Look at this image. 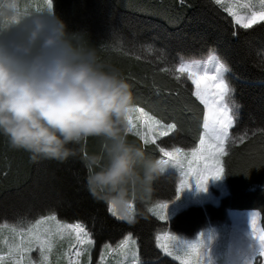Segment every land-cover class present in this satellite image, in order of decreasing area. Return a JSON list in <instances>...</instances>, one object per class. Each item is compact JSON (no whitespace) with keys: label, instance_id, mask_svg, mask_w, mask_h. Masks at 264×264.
<instances>
[{"label":"trees","instance_id":"trees-1","mask_svg":"<svg viewBox=\"0 0 264 264\" xmlns=\"http://www.w3.org/2000/svg\"><path fill=\"white\" fill-rule=\"evenodd\" d=\"M53 7L69 27L87 30L101 61L120 69L131 84L134 104L178 125V131L145 147L152 158H158L161 147L193 148L202 131L204 108L192 95L193 87L162 69L175 66L180 57L215 53L229 69L232 96L240 105L222 159L228 193L217 206L191 205L162 222L145 210L152 201L174 197L175 173H162L151 192L133 200L130 223L109 214L108 202L87 186L88 157L102 151L101 138L90 136L72 145L77 155L63 162H34L0 135V223L24 225L54 213L66 222H82L95 249L129 233L137 243L139 264H178L156 249L154 233L166 229L191 236L206 222L225 219L227 209L257 210L264 229V21L245 29L213 0H53ZM127 138L143 145L133 133ZM253 264L264 261L256 258Z\"/></svg>","mask_w":264,"mask_h":264},{"label":"clouds","instance_id":"clouds-1","mask_svg":"<svg viewBox=\"0 0 264 264\" xmlns=\"http://www.w3.org/2000/svg\"><path fill=\"white\" fill-rule=\"evenodd\" d=\"M0 0V135L34 162H63L86 137L102 139L88 157L90 192L120 211L151 192L162 160L127 138L131 84L55 13L52 0Z\"/></svg>","mask_w":264,"mask_h":264},{"label":"snow or ice","instance_id":"snow-or-ice-1","mask_svg":"<svg viewBox=\"0 0 264 264\" xmlns=\"http://www.w3.org/2000/svg\"><path fill=\"white\" fill-rule=\"evenodd\" d=\"M216 5L224 8L234 19L235 23L242 25L245 29L260 21H264V0H214ZM184 3V0H181ZM53 4V0H52ZM148 51H153V46H147ZM163 59V58H161ZM164 72L171 73L177 81L190 80L194 85L192 95L203 105V121L202 131L199 139V146L191 149V155L205 162V170L196 172L195 182L201 188L204 187L209 177L220 178L225 168L219 165L220 157L225 153V144L231 138V129L236 125L239 118L240 105L236 103L232 96V88L228 82L229 69L222 63L214 52L210 53L207 60L184 59L180 57L179 63L173 67L162 69ZM179 94H177L178 96ZM127 133H134L143 141V146L146 147L150 143H155L157 132L159 136H164L169 133L178 131V125L175 122L164 123L163 120L146 112L144 108L138 104H134L130 109L127 117ZM138 123L140 127H138ZM146 128L147 131L141 130ZM160 152L163 153L168 160H162L163 163L181 164L186 159L189 153L182 148L175 147L171 151L161 147ZM245 175L248 172H242ZM189 186L188 183H181L176 187L177 196L180 191ZM170 201H165L159 204L157 214L163 221L168 220V204ZM109 211L120 219H126L128 222L134 221L132 205L124 211H120L115 204L109 203ZM23 221V217L18 218ZM253 236L258 240V248L250 246V253L245 260V264H253L256 259L257 252L264 256V229L256 228L255 214L251 221ZM22 235H27V244L38 246L42 252L49 250L50 238L53 233H68L75 236L78 246L77 255L88 245L94 243L92 233H90L85 225L77 221L75 223H65L57 219L53 213L48 216H41L36 219L26 229L21 230ZM258 233V235H257ZM171 236L163 238L158 237L157 243L166 254L170 253ZM131 234H128L123 241L120 242V247L128 249L130 244H134ZM175 247V244H171ZM22 250V245L16 247L13 254L19 253ZM133 256L136 254L133 252ZM178 259L180 257H177ZM5 260V257L0 255V264ZM19 264V261H17ZM136 264H139L137 261ZM184 264H201L198 245L191 244L188 246V251L185 252Z\"/></svg>","mask_w":264,"mask_h":264},{"label":"rangeland","instance_id":"rangeland-1","mask_svg":"<svg viewBox=\"0 0 264 264\" xmlns=\"http://www.w3.org/2000/svg\"><path fill=\"white\" fill-rule=\"evenodd\" d=\"M34 7H40V0H36ZM221 9L225 11L224 8L221 7ZM226 13L233 19L228 12ZM237 25L242 26L240 24ZM210 53L200 58L185 59L207 60ZM188 82L191 84L190 80ZM191 86L194 91V85L191 84ZM138 127H140L139 123ZM141 130L147 131L146 128H142ZM159 131H166V129L158 130L156 134L157 139L162 137L159 136ZM198 146L199 141L193 148H197ZM172 149L167 150L171 151ZM191 149L184 150L189 155L181 164L164 163V171L162 173H175L173 182L175 188L174 197L170 200H155L145 206L147 213L159 221L165 222L157 214L159 204L165 201H170L167 208V221H169L178 212L191 205L204 207L206 204H211L217 206L220 203V199L228 193L223 175L220 178L209 177L203 188L197 185L195 182L196 177L193 174L194 170L196 172L204 171L205 162L197 157H193ZM223 155L219 160L220 166H222ZM157 159L168 160L161 152H159ZM182 182H189V186L183 188L177 196L176 187ZM107 209L113 217L127 221L113 215L109 211V203L107 204ZM132 209L135 215L133 202ZM253 214H255L256 228L260 230V214L258 211L253 209H229L226 211L225 219L217 222H206L201 229L191 236L177 234L166 229L156 231L154 233V245L165 257L178 264H184L185 252L188 251V246L191 244L198 245L201 264H245V260L250 253V246L258 248V240L253 236L251 226ZM48 215L50 214L43 216ZM34 221L24 225L0 223V255L5 257L2 264H17V261H19V264H136L137 261L139 262L137 243L132 235L135 243L130 244L128 249L120 247V242L129 233L125 234L118 242L113 244L105 243L97 249L94 248V243L88 245L80 255H77L80 246L77 245L74 234L69 235L66 232L57 234L54 232L50 238L49 250L42 252L38 246L27 244V235H22L21 232L22 229H26ZM60 221L71 224L63 220ZM165 236L173 238L170 243L171 254H166L157 243L158 237L163 238ZM171 244H175V247H172ZM21 245L22 250L19 253L13 254L16 251V247ZM133 252L136 254L135 256L132 255ZM177 257L180 258L178 259ZM256 258L264 261V256L259 255V251Z\"/></svg>","mask_w":264,"mask_h":264}]
</instances>
